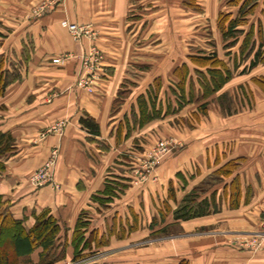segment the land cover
Masks as SVG:
<instances>
[{"label":"crops","instance_id":"obj_1","mask_svg":"<svg viewBox=\"0 0 264 264\" xmlns=\"http://www.w3.org/2000/svg\"><path fill=\"white\" fill-rule=\"evenodd\" d=\"M74 1L75 4H69L67 18L73 22L89 21L96 24V43L104 51L105 78L92 85L89 92L76 87L74 80L79 66L77 56L87 49L89 41L83 40L80 44L72 40L68 31L59 23L64 17L61 9L28 19L27 15L24 16L25 8L20 5L18 8L24 11L16 14V19L20 20L19 23L28 21V27L24 32L12 36L16 38L17 45L14 40H9L12 39L10 35L3 39L5 47L9 46L19 58L20 54L27 56V61L20 70V79L9 84L0 96V132L9 133L14 146L8 155L1 158L4 171L0 174V195L3 200L8 201L13 217L22 220L25 229L33 225L35 215L42 210H48L60 226L58 238L63 235L67 240L65 243L69 244L66 259L72 256L71 234L78 215L86 209L92 210L95 205L92 196L102 191L106 180H117L116 177L126 178L130 175L129 172L127 175L123 174L125 162H115L122 155L120 153L124 147L123 142L128 144L131 138L139 136L146 138V132L143 131L147 124H139L137 97L146 95L152 83L145 72L141 71L142 76H137L135 69L127 65L131 52L127 47L117 44L121 33L117 32V28L113 30L112 24L125 27L123 9L130 0ZM182 1L189 8L192 5L202 8L212 2ZM179 4L180 0L173 7ZM14 6L12 3L10 8L16 9ZM261 6L264 10V6ZM103 8L113 10V21L105 17ZM3 9L5 8L0 4L1 24L6 21ZM25 41L29 42L27 55L22 51ZM65 55L69 57L61 64L50 61L51 58ZM183 62L187 63L182 61L177 65ZM121 92L128 93L130 100L121 99L119 109L114 113L112 104L120 99ZM161 97L164 100L162 92ZM126 104L131 107L133 121L138 122V125L134 131L131 129L128 139L118 145L115 144L118 124L124 117L130 116L123 108ZM85 114L97 123L98 136H91L81 127L79 118ZM58 122H63L60 130H50ZM122 132L125 133L123 128ZM122 132L120 134L125 136ZM145 144L140 141L144 149L142 152L149 147H145ZM53 146L58 148L54 178L59 188L54 189L51 185L31 187L27 183L28 175L40 167ZM128 152L135 155L134 157L137 156L132 151L124 153ZM189 158L188 163L181 165V162H169L167 158L158 166L154 180L138 184L126 182L124 192L119 198L122 202L121 207L119 205L121 213L117 214L119 219L123 217L122 226L125 231L136 229L134 233L148 234L164 229L171 222L173 209L181 198L179 194L190 184L189 189L193 187L192 175L197 176L199 171L203 173V169L209 171L212 167L221 165L218 160L213 161L207 153L200 159L193 154ZM193 165L194 170H197L195 175L191 172ZM188 172L187 179L181 180L179 177V181L176 178L178 174L183 173L186 176ZM169 188L173 190L174 198L168 194ZM256 196L253 194L251 200L254 201ZM243 198L244 195L241 194L242 203L238 208L230 209L224 203L228 200L226 197L225 201L221 200V207L215 212L189 219L188 228L183 226L184 232L185 229L188 232L186 240L179 236L178 241L171 239L164 242L162 246L159 245L161 251L157 254L151 253L155 246L148 245L126 254L123 264H264V241L256 249L245 243L247 237H250L248 234L256 233L261 227L264 210L262 206L252 204V201L244 205ZM215 200L217 204L216 197ZM113 207L104 214V218H111L100 223L99 229L115 216L118 208L113 212ZM152 219H155L153 224ZM39 251L38 248L33 253L38 255ZM33 253L31 258L37 261V258H33ZM138 253L141 256L134 255ZM102 261L103 259L98 260L97 263L104 264Z\"/></svg>","mask_w":264,"mask_h":264},{"label":"rangeland","instance_id":"obj_2","mask_svg":"<svg viewBox=\"0 0 264 264\" xmlns=\"http://www.w3.org/2000/svg\"><path fill=\"white\" fill-rule=\"evenodd\" d=\"M177 1L130 0L126 8L123 9L125 15L122 18L126 24L125 27L112 24L113 30L117 28V32L121 33L120 40L116 43L119 46L127 47L131 52L127 65L132 66L138 71L136 73L133 69L137 76H142L140 74L141 71L145 72L147 76L149 75L148 79L152 80L150 85L152 92L153 88H156L155 81L159 82L158 87L160 88H158L159 90L157 88L155 90L160 100L162 99L161 92L164 95V100L162 99L160 103L162 110L158 117L142 123L143 125L147 124L143 131L144 133L146 132L144 134L146 138L139 136L134 137V140L131 138L128 144H124L123 142L124 147L122 149L124 151L121 149L120 154L122 155L118 157L119 160L115 163L125 162L124 164L122 163L123 174L127 175L129 172L130 175L126 178L121 176L116 177V181L126 186V182L138 184L154 180L158 166L167 158L169 162H181V165L182 163L189 162L190 154L198 156V159H200L201 156H204V153H207L210 154V158L212 157L213 161L218 160L221 165L229 161L232 162L234 164L233 170L227 176H222L215 172L218 167H212L209 170L210 172L203 169V173L199 171L197 176L192 175L191 181L194 184L193 187L189 189L190 184L179 194V196L181 195L180 201L176 203L173 211L181 205V200L192 192H197L199 199L205 196L208 197L210 193H214L218 201L216 204L217 210L220 209L221 200L225 201L226 197L230 199L229 194H233L235 186L228 184L231 183L234 177H237L238 180L240 196L241 194L244 195V205L251 203V196L255 194L257 196L252 201V204L258 207L262 206L264 210V10L261 6H264L262 4L264 0H259L261 4L258 0H251L252 3L255 2V5L250 13L246 15L245 21L236 27L238 31L234 33L233 37H224V27L228 20L238 18L242 0H212V2L207 3L208 6L202 8H189L188 4L182 0H180L178 6L173 7ZM186 1L189 2L190 0ZM12 3L16 9L10 8ZM72 3L75 4V1L0 0V4L5 8L3 9V15L4 20H6L2 24L0 23V32L2 34V37H0V67L2 69L7 68L9 72L15 71L17 68L20 72L22 66L27 61V56L20 54L19 58L13 50L9 49V46L5 47L3 39L10 35L12 39L9 40H14L17 45L16 38L12 36L24 32L28 27V21L25 20L19 23L20 20L16 19V14H22L24 11V9L20 10L18 6L22 5L25 8L24 16L26 17L27 15L28 19L55 13L58 9H61L64 12L62 13L64 17L59 23L65 28L62 25L63 20L73 22L67 18L69 4ZM102 11L106 13L105 17H109L107 18L109 21H113L114 15H112L113 10L111 8H103ZM74 23L79 25L89 24V28L95 37L93 36L94 39L89 38L84 40L89 41V45L94 44L97 46L103 55V60L100 64L102 73L94 82L95 84L103 80L106 74L104 51L96 43L98 34V31L95 29L96 24L89 21ZM243 43H245L244 48L241 47ZM28 45V41L23 43L22 51L26 55ZM256 52L260 54L259 58L256 59L257 63L250 66V62H252L253 55ZM192 54L213 56V61L206 60V62H203L202 60H197L198 64L196 67L200 68L199 70L202 73L205 71L204 68L229 69V80L218 90L205 97L202 96L203 89L200 88L199 81L203 80L205 75L193 70L195 66L189 62V57ZM182 61L187 62L188 73L189 76L191 75L192 79H190L193 81L190 84V79L183 82L186 91L191 88L192 95L185 97V100H183L185 102L179 108L175 107L174 102H171L174 101V95L169 93L172 90L168 89V87L172 82H174V85L177 82H182L180 76L178 77L172 72L176 65ZM206 73L209 76L208 72ZM154 77L155 79L153 80ZM74 85L81 88L75 83V80ZM189 85L191 86L189 87ZM84 90L89 92L86 89ZM128 96V93L121 92L119 94L120 99L114 101L112 104V111L114 113L119 109L118 104L121 102V99L130 100ZM169 100L171 101L169 102ZM167 102L170 104L169 108ZM202 105L204 107L203 112L199 108ZM123 108H125L127 113L129 112L130 116L129 118L124 117L122 122L118 124L117 132L115 133V144L118 143V145L120 142L126 141L128 136L131 135V131H134L138 125V122L133 121L131 107L126 104ZM129 120L132 122H129ZM122 128L125 133L122 132ZM121 132L126 135L122 136ZM160 140L167 143L168 151L159 157L156 162L152 163L150 159L153 156V150ZM140 141H142V144L146 143L145 147L149 146L144 151L145 153L142 152L144 149L141 147ZM125 151L136 152L137 156L134 157L135 155L129 152L124 153ZM56 161L57 159L55 160V164ZM146 164L150 165L149 169L146 168ZM194 168L195 166L193 165L191 172L195 175L197 170H194ZM146 169L147 172L145 171ZM180 174L182 175L178 174L177 179L179 177L181 180L187 179L189 172L186 173V176L183 173ZM30 176L31 174L27 177L28 185L37 188L29 183ZM180 179L179 181H181ZM54 181L56 187H52L58 189L59 184L55 178ZM123 192L124 188L109 203L111 206H102L98 201H93L95 205L92 210L86 209L91 221L88 227L92 229L98 226L96 229L99 232L98 237H93V233H89V231L87 234H84L85 238H88L90 242L88 249H84L82 252L86 256L76 261L72 260V256L66 259L69 252L67 248L69 244L65 243L67 242L66 237L64 238L62 235L58 238V244L55 247V251H53V255L58 256L63 253L64 257L61 262L56 264H92L102 259L104 264H123L125 263L124 258L126 254L136 252L138 249L146 248L151 244L155 246V249H152L151 253L157 254V252L161 251L160 244L162 246V244L167 243L171 239L178 241L179 236L186 240L188 232H186L187 229L184 232L183 228H188L189 219L200 217L176 219L172 213L171 222L164 227L163 231L159 230L148 234L134 233L133 231L136 229L125 231V228L122 226L124 223L123 217L119 219L117 215L121 213L119 205L121 207L122 202L119 198ZM224 203H227L230 209H235L242 202L239 199L237 207H230L229 200ZM112 204H114V207ZM160 204L161 202H159ZM112 207L114 209L113 212L117 208L118 211L110 219L111 221H108L99 229L100 223H105V220L111 218V216L104 218V214ZM117 219L119 220L117 221ZM154 221L155 219H152L151 224ZM261 221V227L256 231L259 234H263L264 214ZM128 225L129 223L126 224V227ZM111 227L112 229H110ZM256 233H249L250 237H247L246 242H250L256 236ZM257 237V242L260 241L259 244L264 241L263 237ZM99 242L102 245L96 246V243ZM134 255L141 256L139 253ZM162 255H164V252ZM166 255L171 256V254ZM33 258H37L38 260V255L33 253Z\"/></svg>","mask_w":264,"mask_h":264},{"label":"trees","instance_id":"obj_3","mask_svg":"<svg viewBox=\"0 0 264 264\" xmlns=\"http://www.w3.org/2000/svg\"><path fill=\"white\" fill-rule=\"evenodd\" d=\"M242 1L243 2L240 4L241 6L239 7L238 18H233L227 21L223 32L224 37L234 36V33L238 31L236 27L245 21L246 15L250 13L253 6L255 5V2L252 3L251 0ZM0 37H2L1 32ZM244 46L245 43L241 45L242 48H244ZM259 55V52H256L253 55L254 57L252 58V62H250V66H253L257 63L256 59L259 58ZM189 58V62L195 66L193 70L197 73L199 71L201 74L205 75V78L199 81L200 88L203 89L202 96L205 97L208 94L218 90L225 82L229 80V69L204 68L205 71L202 73V71L199 70L200 68L196 67L198 64L197 60H202L203 62H206V60L213 61V56L192 54ZM173 72L178 77L180 76L182 82H177L175 85L174 82H172L173 85L172 83L169 85L168 89L172 90L171 92L169 91V93L174 95V101L169 100V102H174L175 107L177 106L180 108V106L185 102H183L185 97H190L192 95V91L190 90L191 88L186 91L184 86L185 84L183 83L190 79L191 75L189 76L187 63L185 62L177 65ZM206 72H208L209 76H207ZM179 73H181V75H179ZM20 76L19 69L17 68L15 71L9 72L7 68L2 69L0 67V96H2L4 93L5 88L12 82L19 80ZM191 79L189 80V84L193 81ZM155 83V87L157 89L160 88L158 87L159 82L155 81ZM190 86L191 85H189V87ZM156 88H153L152 92L150 86L146 91V95H139L137 97L139 124H142L143 122L154 117H158L162 110V105H160L161 100L158 99V93L155 90ZM169 102H167L168 108L170 106ZM199 108L200 111L203 112V105ZM79 123L81 127H83L91 136L99 135L97 123L88 115L85 114L84 116L80 117ZM13 147V139L10 134L0 132V174L4 170V164L1 158L7 153H10L13 150ZM233 168L234 164L229 161L219 166L215 172L222 176H227L230 174ZM230 184L234 185L235 188L233 190V194H229V206L237 207L240 199V190L237 177H234L231 183L228 185ZM125 187L126 186L121 184V182L108 179L106 180L102 191L92 196V201H98L99 204L101 203L100 205L108 206L112 199L116 197L118 193H120V191H122V189ZM168 194L170 197L174 198L173 190L171 188H169ZM198 195L199 194L197 192H192L186 195L181 200V205L173 211L174 218L188 219L215 212L217 210L214 193H210L208 197L205 196L200 199L198 198ZM133 219L135 218L133 217ZM90 222L91 221L86 210L82 211L76 220L70 241L73 249V261L86 256L82 254V252L84 249H88L90 242L88 238H85L84 234H87L89 231V233H93V237L99 236L98 229L92 228V230L88 227L90 226ZM130 229H133V226H130ZM161 231H163V229ZM59 232L60 226L56 219L49 214L48 210H42L40 213L35 215L33 225L29 229H25L22 225V220L13 217L9 209L8 201L3 200L0 195V264H56L61 262L64 257L63 253L58 256L53 255V251H55V247L58 244ZM98 245H102V243H96V246ZM38 248L40 249L38 253V260L34 261L31 258V254ZM92 264L100 263L95 262Z\"/></svg>","mask_w":264,"mask_h":264},{"label":"built area","instance_id":"obj_4","mask_svg":"<svg viewBox=\"0 0 264 264\" xmlns=\"http://www.w3.org/2000/svg\"><path fill=\"white\" fill-rule=\"evenodd\" d=\"M62 25L68 30L73 40L77 43H80L84 39L93 38L94 34L89 28L88 25H79L74 22H69L68 20H63ZM94 36V37H93ZM69 57V55L54 57L51 59L53 64H61L64 62V59ZM79 58V67L75 75V83L86 90H90V87L94 82L100 77L102 73L101 62L103 60V55L99 48L94 44L88 45L87 49L83 51ZM63 126V122H59L52 126L50 130L57 131ZM168 151L167 143L163 140H160L153 150V156L150 159V162H156L159 157L165 154ZM58 149L54 146L46 161L36 169L29 178V183L34 187H40L44 185H51L56 187V183L53 178V170L55 165V160L57 159ZM149 162V161H148ZM146 168L149 169L150 165L146 164ZM147 169L145 170L147 172ZM263 234L256 233V236L250 240V242H245L247 246L256 249L259 245L257 242V236L264 238V223H263ZM245 264V263H241Z\"/></svg>","mask_w":264,"mask_h":264}]
</instances>
